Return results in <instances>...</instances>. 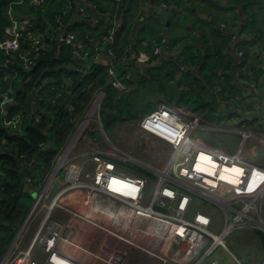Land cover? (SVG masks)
<instances>
[{"label": "built area", "instance_id": "2783aa9c", "mask_svg": "<svg viewBox=\"0 0 264 264\" xmlns=\"http://www.w3.org/2000/svg\"><path fill=\"white\" fill-rule=\"evenodd\" d=\"M45 1L17 0L9 5L6 12L8 25L4 28L0 38V129L13 136H22L26 131L27 123L39 122L41 112L51 116L52 108L56 105H60L69 114L74 112L72 104L68 102L72 85L70 79H64L63 84L47 87L39 85L35 90L37 96L27 97L21 105L19 104L20 96L17 93L23 91L24 85L29 79L21 78L19 72L31 71L37 59L49 52L55 43L69 49L78 73H85L91 66L102 64L106 66L108 82L117 94H126L130 90L129 72L122 74L118 71L119 65L125 58L119 59L114 54V30L111 29L97 37L82 39L70 31L66 23V17L71 16V13L77 21L88 19L89 16L90 22L92 21L94 25L100 22V18L103 16L108 20L110 13H101L92 0H66L64 10L54 17L52 25L46 26L41 33H36L31 19L17 17L14 8H41ZM110 1L115 6L122 2V0ZM88 5L90 12H87ZM161 6L163 10L166 8L164 5ZM151 44L149 51L133 50L132 53L131 50L128 51V55L132 54L130 57L134 65L142 70L150 69L156 64L159 65L163 58L165 46L163 47L157 41ZM180 70H184L183 66L180 67ZM260 70L264 77V62L260 65ZM260 79L262 80L260 81L261 86L264 78ZM250 89L256 91L255 85L250 84ZM47 90L51 95L44 93ZM104 97L103 91L96 92L88 108L74 119V133L67 143L68 146L66 145L67 147L65 146L58 154L53 170L55 177L58 176L57 178L61 179L58 175L59 172L63 175V188L50 206L45 209L38 231L35 233V237H32L33 245L24 253L6 255L3 261L0 260V264H59L56 260L61 261L62 264H74L52 249L57 239L67 240L68 237V225L54 221L52 214L54 208L61 209L62 205L66 208L63 201L68 195L62 202L60 200L69 190L66 188L67 183H70L73 188H78L76 191H82L85 194L91 191L93 196L98 195L106 202L103 206L102 203L96 204L93 209L94 203L88 200L86 194L83 198L82 214L78 220L105 230V233L111 235L116 232L114 227L119 226L121 229L127 230L131 234V239H127L129 242H122L127 245L139 244L141 246L139 249L157 259V264H218L217 261L208 262L214 254L216 246L220 245L225 248L223 241L227 236L237 230H242L245 226H253L254 220L249 216V213L259 211L260 203L264 197V168L255 160L257 147L251 148L247 145V141L255 139L254 130L248 129L239 132L242 141L234 152L209 148L205 142L193 136L195 131L204 127L198 124L197 119L192 120L194 115L191 110H181L178 106L165 102L160 103L150 113L137 120V126L142 134L157 139L171 150L164 165L156 171L157 176L148 168L137 166L141 170L150 172L155 177L154 179L157 178L153 198L148 207H143L139 199L146 186L145 176L140 177L136 170L118 172L108 158L103 160L99 157V155L105 154L110 157H119L133 164L132 158L128 155L115 148L116 153L104 151L96 152V155L92 154L90 161L95 164L93 185L87 181L82 183L85 181L82 177L84 169L80 163L78 164V161L71 162L70 154L77 143L75 139L78 136L82 138L86 132H99L100 139L109 144L100 116ZM246 98L249 99L248 92ZM236 99L238 100V98ZM25 103L28 104V114H25L23 107ZM258 107L260 105L240 112L246 118L256 119L255 124H258L260 119L264 118L262 117L264 109L257 112ZM190 113L193 116L191 120L187 121L186 116ZM200 154L208 156L211 162L216 165L215 176L201 174L196 170V162ZM223 168H236L239 173L233 177L238 181L232 185L219 179L218 171ZM194 174L200 175L201 178L215 180L217 185L213 187L198 181ZM113 179L118 180V183H121L125 189L135 187L139 194L137 200L112 191L110 185ZM37 183L35 184L29 178L25 179L28 189L36 193L30 215L36 210H42V201L46 198V182H40L38 185ZM167 192L170 195H167ZM192 193L194 194L192 195ZM192 197H199L201 203L206 204V208L214 205L225 212V226L220 235L215 236L210 232L211 219L203 211H198L193 215L191 221H187L185 216L191 207ZM245 201L247 202L245 203ZM239 204L241 206L238 207ZM86 205L89 207L88 210L84 208ZM65 211L71 218L77 216V212L67 208ZM96 214L98 215L95 216ZM117 219L119 220L117 221ZM25 232L26 228L18 234L16 240L25 237ZM43 232L45 236L42 235ZM64 236L66 239H63ZM205 237L214 239L212 245L207 249H205L207 245ZM217 238L221 242H217ZM35 246H40L42 253L46 255L44 262L32 258L31 250ZM116 255L117 260H115V256H110L102 261L106 264H119L124 254L117 252ZM229 255L234 259V264H242L234 255L230 253ZM258 264H264V256Z\"/></svg>", "mask_w": 264, "mask_h": 264}, {"label": "trees", "instance_id": "16d2710c", "mask_svg": "<svg viewBox=\"0 0 264 264\" xmlns=\"http://www.w3.org/2000/svg\"><path fill=\"white\" fill-rule=\"evenodd\" d=\"M16 1L0 0V38L4 28L8 25L7 9ZM92 1L101 13L115 14L116 20L118 19V27L115 31L116 45L113 49L116 56H120L125 48L128 55V48L132 44L134 45L132 50L135 48L142 50L146 48L142 46L145 41L146 43L150 42L148 44L157 41L163 47L166 45L163 55L166 54L167 57L161 59L158 68L152 67L144 75L135 73L132 71L131 65L123 61L124 66L120 65L118 71L122 74L129 72V78L133 79L128 82L129 92L121 95L117 94L110 85L107 86L106 67L94 66L86 74H77L75 70L71 69L72 61L69 49L58 43H55L49 52L37 59L31 71L19 72L21 78H29L23 91L17 93L20 96V105L27 97L37 96L35 90L43 81L51 78L56 80L68 78L72 83L68 102L72 104L74 112L69 114L60 105H56L52 108L51 116L47 114L42 116L37 123H27L26 131L22 136H13L0 129V259L5 255L10 242L14 240L18 229H20L18 226L23 224L24 216L28 212L26 204L22 205L23 207L18 204L19 200L25 202V199L31 198L28 190H24L25 179L30 178L35 184L43 181V177L52 167L56 154L65 148L73 134L74 123L72 122H74V118L88 108L98 90L102 89L105 93L102 105L105 108L103 110L101 107V117L104 130H108L115 125L137 121L150 113L156 108L154 100L159 96L165 97L163 102L167 104L189 106L194 112L205 114V118L209 122L220 124L227 116L223 118L224 108L221 107L222 110L217 104H214V97L210 95L208 87L216 88V92L223 93V95L233 92L235 97L239 98L243 95L245 86L233 78H248L247 73L250 74V78H257L258 83L259 76L257 77L256 65L249 61V48L256 44V41L263 35V31L259 25L253 22V15L249 16L246 11L244 15L247 23L243 26L242 31L250 35L251 40L238 45L242 56L239 61H234L230 56L223 55L231 44V35H228L229 37L220 36L218 39L213 38L211 41L205 34L201 35L199 43L202 51H200L198 48L194 49L190 43H177L178 40L172 39L166 33L165 24L161 25L155 18L154 20L148 17L142 22L138 17L133 24L136 0H122L118 6L111 8L106 6V0L103 2ZM107 1L110 2V0ZM177 1L159 0L157 3L178 11L181 2ZM65 4L66 0H46L41 8L15 7L14 9L17 17H29L33 26L43 30L46 26L52 25L54 17ZM187 5L189 4L187 3ZM191 7L189 6V9ZM184 9L186 12L189 11L188 6ZM243 9H245V5ZM103 22L104 19L101 17L100 24ZM84 23L81 33L83 36L91 30L89 24ZM160 30H164L165 34L160 35ZM199 31L203 32L200 28ZM214 33H216V37L217 34L220 35L216 29ZM130 36H132L131 39H129ZM164 52L166 53L164 54ZM174 52H176L175 58ZM125 57H129V55ZM189 63L193 64V70H188ZM181 66L185 67L184 71L180 70ZM176 83L179 87L187 86V89L178 92L173 87ZM49 84L51 83L47 85ZM196 85L197 88H195ZM106 96L111 102L109 107H106ZM228 115H232L227 117L228 120L232 118L235 122L241 118L243 123L249 124L248 126L254 125L257 121L254 118L244 117L239 111L230 112ZM138 173L149 179H154L152 174L146 170L138 169ZM254 233L264 245V234L260 231H254ZM26 236L27 240L31 238V235L25 234Z\"/></svg>", "mask_w": 264, "mask_h": 264}, {"label": "rangeland", "instance_id": "374dc122", "mask_svg": "<svg viewBox=\"0 0 264 264\" xmlns=\"http://www.w3.org/2000/svg\"><path fill=\"white\" fill-rule=\"evenodd\" d=\"M153 1H156V4H155L156 8H154V10L151 12L150 17H151V19H154V18L156 19L158 16H160V17L162 16L163 10L157 8L158 7L157 2L159 0H153ZM181 1H180L181 5L179 6L180 12L178 14L180 16H179V18L177 17L178 19H176V21H178L179 25L182 27V30H188V32H190L194 35L195 31H199L201 24H203L205 26L206 31L214 32L215 27L213 26V24L210 21H209L210 23L205 22V21H199L192 14V9L191 8L189 9V6L187 5V3L188 4L190 3V5H192L193 3L196 2L195 0H181ZM204 1L205 2H202V3H204V5H206V8H208L211 11H209L208 9H204L203 7H198V9L207 11L208 13H210L211 16H212V13L213 14L217 13V12H219V10H223L222 13L219 14V15H222L224 13V10L227 11L229 9V7H231L230 4L228 3V0H226V1L225 0H204ZM145 2H147V0H136L134 17H139V9L142 5L145 4ZM208 3L213 4L214 6L209 5ZM147 5H149V0L147 2ZM158 5H160V4H158ZM243 5H245V8H246L245 11L247 12V14L249 16H252V15H253V17L257 16V19H259V16L264 14V1L263 0H245ZM186 6H188V10H189L187 12L184 9ZM214 16H215L214 19H218V21H221V19H219V16H216V15H214ZM143 18L145 20L147 17L143 16ZM227 19H225V20H227ZM188 20H190L191 23ZM187 22L189 23V27H186ZM258 22L261 23L260 20H258ZM134 23H135V21L133 22V24ZM259 26H260V28H262V30L264 32V26L263 25H259ZM183 38H184V40H178L177 43L182 44L184 42H188L185 37H183ZM208 38L211 41L213 38L216 39V36H215V34H213V36H209ZM184 47H187V46L184 45ZM173 56H174V58L176 57V52L173 53ZM262 61L264 62V58H262L261 62ZM189 65L190 66H189L188 70H193V68H194L193 64L189 63ZM153 67L158 68V64L154 65ZM183 68L185 70L184 66H183ZM173 87H175V89L178 90V92H181L184 89H187V86L181 85L179 87L177 85V83ZM195 88H197V85L195 86ZM98 91H103V90L100 89ZM208 91H209L210 95H212L214 97V99H213L214 104H217L220 108L221 107L224 108L225 111L221 108L224 112L223 114L225 115V116L223 115V118H225L226 116L227 117L232 116V115H228V114H230V112L236 113L237 111L240 112L241 110L246 111L247 109L253 108V106H256V107L259 106V102L252 104L251 100L246 98V93H247L246 90L243 92V94H245V95H242L239 98L237 97L238 100L236 99V97H235L236 95L233 92H231L230 94L224 93V95H223V93H219V92L217 93L216 88L211 89L210 87H208ZM164 100H165V97L159 96L156 100H154V102L156 103L155 107L158 106L160 103H163ZM207 102H209V100H207ZM110 103L111 102L109 101L108 96H106V107H109L111 105ZM171 105L177 106L174 103H172ZM104 108L105 107H102L103 110H104ZM178 108H180L181 110H183V109L191 110L189 108V106L188 107L178 106ZM263 109H264L263 107H258L257 112H261ZM191 113L194 116L191 115ZM191 113L186 116V120L187 121L191 120V118L193 116L192 120L197 119L198 124L204 127L201 130L195 131L193 133L194 137L201 139L203 142H205L207 144V146L209 148L220 149V150L227 151V152H234L237 149L239 143H241V141H242V137H241L239 132L240 131H246L245 125H244L245 123L242 122V119L240 117H239L240 119H237L236 122H233V123L229 122V121H234L232 118H229V120H228V118L226 117L223 122L222 121L220 122V124H214V123L209 122L205 118V114H202L200 112H194L193 110H191ZM100 116H101V113H100ZM101 121H102V117H101ZM72 123H74V122H72ZM102 124H103V121H102ZM248 129L253 130L251 128H248ZM73 133H74V131H73ZM104 133H106V137L108 139L109 144L106 143L105 140L100 139L101 136L99 135V132H94V131L86 132L85 134L82 135V138H80L78 136L79 134H76L78 136L75 139L77 141V143L71 151L70 158H71V162L78 161V164L80 163V166L84 169L82 177H83V179H85V181H83L82 183H85L87 181V182H90L91 185H93V179L95 176V171H94L95 164L92 163L90 160H92V154L96 155V152L106 151V153L107 152H115L116 153V151L114 150V148H115V149H117V151L128 155L130 158H132L133 164L128 162V161H124L123 159H121L119 157H110V156L105 155V154L99 155V157H101L103 160H106L105 158H108L110 160V162H112L115 165L118 172L119 171L120 172H127L128 170H130V171L136 170L137 174L140 177L142 175L138 173V169H140V168H138L137 166L142 167V168H148L153 173H156V176H157L156 171L159 170L164 165L166 158L169 157V155L171 153L170 148L167 147L166 145H164L162 142L158 141L157 139H153V138H150V137L142 134V132L139 130V128L137 126V121L115 125L112 128L105 130ZM100 134H102V133H100ZM250 147H252V145ZM62 150H60L58 152V154ZM58 154H56L54 161H53V164H52V167H51L50 171L46 174L47 176L45 175L43 177V181H42L43 183L45 180L52 181L53 179L55 180V178H56V180H60L61 183L63 182V178H62L63 175L60 172L58 173V175H60L59 177L61 179L57 178L58 176L55 177L53 174V170H54L55 165H56V158H57ZM263 158H264V154L260 151H257L255 160H262ZM85 161H87V163H84ZM142 165H144V166H142ZM142 177H144V176H142ZM153 178H155V177H153ZM144 179H146L147 182H146V186H145L144 191L140 195L139 200H140L141 206L148 207L152 198H153L154 192H155L157 178L156 179H149L148 177L145 176ZM49 181H47L45 187H49L51 185L49 183ZM163 182H164V180L162 181V183ZM79 184H81V183H79ZM25 185L26 184H24V187H25ZM33 186L35 187V185H33ZM66 188H69V190H68V192H66L61 197V200H60L61 202L63 201L64 198L67 197V195L69 196V195L77 192L76 190L78 189V188H73L70 183L66 184ZM79 192H82V191H79ZM82 193L84 195V198L87 194L88 200L90 202L94 203L93 209H94V206H96V204L102 203V206H103L106 203L103 199H101L100 196H98V195L93 196V193L91 191L86 192V194L84 192H82ZM193 194L194 193H192V195ZM199 199H200L199 197H192V199L190 201L191 207H190L189 211H187L186 216H185L187 221H191L193 218V215L195 213H197L198 211H203L206 214L208 213L206 210V204L201 203V201ZM71 202H75L73 197H71ZM175 203H176V200H175ZM18 204L21 206L26 204V206L28 208V212H29V213L27 212L26 216H24L25 220L23 221V224H20L21 226L20 225L18 226V228L20 227V229H18L19 233L22 232L26 228L25 234L31 235V239H32L33 231L35 234L38 231V228L42 222L41 214L39 213V211L36 210L30 215V212H31L33 204H34L33 197H31L30 199H25V202H24V200H19ZM171 205H174V203H171ZM42 207H44V206H42ZM66 208L70 211L76 212L68 206H66ZM66 208L62 205L61 209L54 208L52 211V214H54V215H55V212L58 210H60L59 211L60 213L64 214L62 221L59 222L60 224H66L67 223L68 217L65 213H63V211L66 212L65 211ZM84 208L86 210L89 209V207L87 205L84 206ZM212 211L217 212V210L214 208L212 209ZM29 215H30V217H29ZM36 215H38V216L36 217ZM56 216H59V215H56ZM59 217H54V221H60L61 219ZM27 220H28V225H27ZM215 220L216 221H215V223H213V227L211 225L209 227V229H210V232L212 234L220 235L222 232V229H223V227L221 226L222 216L219 213H216ZM83 223L86 224L85 222H83ZM88 226L93 228V229H96L100 232L105 233V230H101L98 227L96 228V227H92L90 225H88ZM114 229L116 230V232L113 235H111L109 233H105V234H108L107 236L113 238V240H119V242H121V243H122V241L129 242V240H127V239H131V234L127 230H123L119 226L114 227ZM261 229L264 230L263 227H261ZM35 235H34V237H35ZM42 235L45 236L44 232ZM66 236H64L63 239H66ZM229 236H227L225 238V240L223 241V244H225L224 245L225 248H222V246L217 245L216 249L214 250V257L217 260H219L222 264H234V262L231 259L228 252L235 254V256L238 258V255L236 254V246L231 243L232 240H228ZM27 238L28 237L26 236V237H23L21 240H12L10 242L9 246L7 247L6 251H5V255L9 256L12 254L15 255L16 253L26 252L31 247V245H33V239L27 240ZM205 240L207 241V245H206L205 249H207L208 247H210L212 245L214 239L209 238V237H205ZM65 241L68 242L70 240H58L57 239L55 244H53L52 249L58 255L62 254L59 246H60V244L64 243ZM129 245H130V249H133L134 251H136V252L142 254L143 256H146L147 258L151 259L150 260L151 264H153V263L157 264V259L153 258L152 256L150 257L147 253L142 252V250L139 249V247H141L139 244H135V243L133 244L132 243ZM124 253L125 254L123 256V259L119 264H131L132 259H131L130 253L128 251H126ZM251 253H252V258L254 257L255 262H256L259 255L262 252H260L258 249H256L255 253H253V252H251ZM109 254L110 255L108 257L115 256V260H117L116 250L112 253L110 252ZM31 255L33 258V248L31 250ZM39 259H40V261L44 262L46 260V255L43 254L42 257ZM247 259H248V254L245 253L241 258V262L246 263Z\"/></svg>", "mask_w": 264, "mask_h": 264}, {"label": "crops", "instance_id": "0c3cea01", "mask_svg": "<svg viewBox=\"0 0 264 264\" xmlns=\"http://www.w3.org/2000/svg\"><path fill=\"white\" fill-rule=\"evenodd\" d=\"M100 1L103 2V0H100ZM180 1H179V3H180ZM201 1L202 0H197L195 2V3H197V6L195 8L194 7L192 8L190 3H189L188 6H190L191 9L193 10L192 14L199 21H205V22L210 23L209 21L211 19H213V20H215V22L217 24L221 25L224 30H222V29L217 30L215 28L220 33V35L217 34L216 39H218V37H220V36L221 37H229L231 35L230 36V43L231 44L229 45V48L227 49V51L225 53H223V55H227L228 57L230 56L231 58H233L234 61H239V58L242 56V53L240 52V50H239L240 47H238V45L243 43L244 41H250L251 40V36L247 35L245 32L242 31L243 26L247 23L245 15H244L246 8L243 9V6H244L243 3L245 0H228V3L230 4L231 7H229V9L227 11H224V13L222 15H219V13H214V14L212 13V16L207 11L198 9V7H203L204 9H208V8H206V5H204L203 3H200ZM147 2H148V0H147ZM147 2H145V4L142 5L139 9V17L141 18L142 22L144 21L143 16H146L147 18L150 17L151 12L154 10V8H156V5H155L156 1L149 0V2H150L149 5H147ZM105 3H106V6H108L109 8H111L112 6H115L111 1L108 2L106 0ZM161 5L162 4L158 5V3H157V6H158L157 8L163 10ZM64 8H65V5H64L62 10H64ZM89 8H90V6L88 5L87 6V12H90ZM209 11H211V10H209ZM179 12H180L179 7H178V11H174L172 8L166 7L163 10L162 16L161 17L158 16L156 19L160 22L161 25L165 24L164 29L167 30L166 33H168V36H170L172 39L183 40L184 39L183 37H185L187 39V41L190 43V45H193L194 49L198 48L200 51H202V47H200V43H199L201 35L205 34L207 37H209V36H213V34H215V36H216V33L212 32V31H206L205 26L203 24H201V26H200V29L203 32L195 31L194 35L192 33L188 32V30H182V27L179 25L178 21H176V19H178L180 16V15H178ZM197 14L206 15L207 19H203V18H201L202 16H199ZM109 15H110V17H108V20H107V18H105L103 16L104 22L102 24H100V22H98L96 25H94L92 21L90 22L89 16H88V19L77 21L75 19V17L72 16V13H71V16L66 17V23L68 25L69 30L74 32L79 38H82V39H84L85 37H97L100 34H105L106 32L110 31L111 29L114 30V37H115L116 27H118V19L116 20L117 17H115L116 16L115 14H113V15L109 14ZM214 15L219 16V19H221V21H218V19H214V17H215ZM135 18L137 19L138 17H135ZM135 18H134V21L136 20ZM225 19H227V20H225ZM253 19H254L253 22L256 23L257 25H263L264 26V14L259 16V19H257V16L253 17ZM258 20H260L261 23H259ZM188 21L190 22V20H188ZM84 22H87L89 24V27L91 30L83 36V35H81V33H82V30L84 29V26H83V24H85ZM166 24H168V25L166 26ZM186 27H189L188 22L186 24ZM33 29L36 33H41L44 30V29L43 30L37 29L35 26H33ZM160 31H161L160 35L165 34L164 30H160ZM262 34L263 35L260 36L258 41H256V44L252 45L251 48H249V52H250L249 61H251L252 63H254L256 65L257 77L259 76L258 83L256 81L257 78H250V74H247V73H246V75L248 78H238V79L233 78V80L236 79V81L238 83H240L242 86L243 85L245 86L244 89L246 90V92L249 93V100H251L252 104L259 102L260 107L264 108V98H263L264 97V82L260 86V81H262L260 78H264L263 72H261V70H260V65L263 63V61L261 62V60H262V58H264V32ZM131 37L132 36H130L129 39H131ZM164 38L166 40V37H164ZM134 40L136 43L135 37H134ZM188 42H184V43L188 44ZM148 43H150V42L146 43V41H145L142 44L143 47H146V48L142 49V51H149L150 50L149 46L152 44H148ZM115 45H116V39H115ZM132 46H134V45L132 44ZM132 46H129L130 48H128V51L131 50V53L133 52V50H141L138 47H137L138 49L135 48L132 50V48H134ZM131 53H130L129 57L126 58L125 56H128V55H127V51L125 48L123 50L122 54L120 56L117 55L118 57L117 56L116 57L119 59L125 58V60H124L125 63H127L128 65H131L132 71H134L135 73L138 72L142 75L146 74V72L149 69L142 70L139 67L135 66L133 63V60L131 58L132 57ZM165 53L166 52H164V54ZM239 53H241V56H239ZM69 55H70V52H69ZM162 57L166 58L167 55L165 54V56L163 55ZM70 58H71V56H70ZM71 61H72V68L71 69L75 70V72L77 74H82V75L86 74L94 66H104L102 64L93 65L85 73H78L76 71L75 62L72 60V58H71ZM121 66H123V64H121ZM104 67H106V66H104ZM106 75L108 77L107 71H106ZM129 76H130V74H129ZM64 79L68 80V78H58L57 80L55 78H51L50 80L43 81V83L41 85L47 87L50 85L63 84ZM132 79L133 78H130V80H132ZM48 83H51V84L47 85ZM250 84L255 85L256 91H253L250 89ZM44 93H48L51 95L49 90L45 91ZM243 95H245V94H243ZM42 116H45V113H44V115L41 114V117ZM262 117H264V115H262ZM229 122L233 123V121H229ZM244 125H245L246 130H248V128H251L254 130V133H255V139L247 141V145L249 147L251 145L254 146L251 148L257 147L256 153H257V151H260L264 154V118H261L258 124H254L251 126H248L247 124H244ZM257 163H259V165L264 168V158L262 160H257ZM47 181L48 180H45L44 182L47 183ZM49 183L51 185L49 187H47V192L45 194L46 198L42 201V205L44 207L42 208V210L39 211V213L41 214V218L45 214V209L50 206L51 202L54 200V198L59 194L60 190L63 188V185L60 182V180H56V178H55V180L53 179ZM35 197H36V193L33 192V202L35 200ZM71 197L74 198L75 202H71ZM83 198H84L83 193L77 191V192L69 195L65 200L70 201V203L68 204L69 205L68 207H70L72 210L78 212V211L82 210ZM246 202L247 201H245V203ZM237 206L239 207L241 205L239 204ZM213 208L216 209L217 212L212 211ZM206 210L208 212L207 216L211 219L212 227H213V223H215V221H216L215 215H216V213H219L222 216L221 226L224 228V226H225V212L223 210H220L217 206H214V205L208 206V208H206ZM59 211L60 210L56 211L55 215L53 214V217H59L60 216L59 218L61 219L60 220V222H61L62 218L64 217V214L60 213ZM63 213H65L68 217V220L66 223L68 225L67 240H70V241H68L67 243L60 244L59 247H60V250H61L63 256H65V258H67L70 262H72L74 264H106L104 261H102V259H107V257L110 255L109 253L110 252L112 253L116 250V253L120 252L122 254H125L124 252L128 251L130 253L131 259H132L131 264H151V261H150L151 259L147 258L146 256H143L142 254L134 251L133 249H130L129 245H127L123 242L121 243V242H119V240H113V238L107 236L108 234H105L103 232H100L96 229L89 227L88 225H86L83 222H81L80 220H78L79 216H74L73 218H71L68 213H66L64 211H63ZM56 215H59V216H56ZM37 216L38 215H36V217ZM249 216L254 220L253 226H250V227L245 226L242 230H237L234 233H232L228 238V240H232L231 243L236 246V254L238 255V258L235 256V254H233L231 252H228V253L234 255L236 257V259L239 260L240 262H241L242 256L245 253H247L248 254L247 262L246 263L241 262V263L242 264H258L260 259L262 258V256H264V245L260 242L259 238L255 235L254 231H260L264 234V230L261 229V227L264 228V197L260 203L259 211L255 212V213L250 212ZM34 235L35 234L33 231L32 236H34ZM215 236H218V235H215ZM28 240H31V238H29ZM256 249H258L260 252H262L261 253L262 255L260 254L261 256L259 255L257 261L255 262V258L254 257L252 258L251 252L255 253ZM42 255H43V253L41 251L40 246L33 247V258L34 259L40 260L39 258H41ZM231 259H232V257H231ZM232 260L234 262V259H232ZM211 261H217L218 264H222L219 260H217L214 257V254L208 260V262H211ZM56 262H58L59 264H62V262L59 260H56ZM153 264H155V263H153Z\"/></svg>", "mask_w": 264, "mask_h": 264}, {"label": "bare ground", "instance_id": "6f19581e", "mask_svg": "<svg viewBox=\"0 0 264 264\" xmlns=\"http://www.w3.org/2000/svg\"><path fill=\"white\" fill-rule=\"evenodd\" d=\"M215 167H216V165L213 162H211V160L208 156L200 154V156L198 157V160L196 162V170L198 172H200L201 174H210L211 177H213V176H215V171H216ZM218 173H219L217 175L218 178L228 182L229 184L236 183L238 181V179H235L233 177L239 173V171L236 168H230V169L223 168V169H220L218 171ZM194 177L196 180L202 181L205 184H210L213 187H215L217 185L215 180L207 179L206 177L201 178L200 175H198V174H194ZM110 189L112 191L117 192V193L123 194L132 200H137V198L139 196L135 187L130 188V189H125L123 187V185L121 183H118V180H116V179H113L111 181ZM166 194L170 195L168 192ZM63 203L65 206H69L68 204L70 203V201L64 200ZM81 214H82V210L78 211L76 215L80 216ZM97 215L98 214H96L95 216H97ZM90 216H91V214H90ZM118 220L119 219H117V221ZM216 241L221 242V240H219L218 238L216 239Z\"/></svg>", "mask_w": 264, "mask_h": 264}, {"label": "water", "instance_id": "95a60500", "mask_svg": "<svg viewBox=\"0 0 264 264\" xmlns=\"http://www.w3.org/2000/svg\"><path fill=\"white\" fill-rule=\"evenodd\" d=\"M197 15L202 16L201 18H203V19H207V16H206V15H202V14H197ZM210 22L215 26V28H216L217 30H221V29L224 30V29L222 28L221 25H219V24H217V23L215 22V20L211 19ZM167 25H168V24H166V26H167ZM109 85H110V82L107 83V86H109ZM23 107H24V110H25V114H28V112H29L28 104L25 103V104L23 105ZM41 114L44 115V112H41ZM24 190H28V194H29L30 196L33 197V192H32L30 189H28V186H27V185H25ZM18 234H19V231H18L17 234L15 235L14 240L17 239ZM5 257H6V255H4L3 258H2L1 260L3 261Z\"/></svg>", "mask_w": 264, "mask_h": 264}, {"label": "flooded vegetation", "instance_id": "af4514ba", "mask_svg": "<svg viewBox=\"0 0 264 264\" xmlns=\"http://www.w3.org/2000/svg\"><path fill=\"white\" fill-rule=\"evenodd\" d=\"M195 1H197V0H195ZM202 2H205V1L202 0L200 3H202ZM198 3H199V2H198ZM203 4H204V3H203ZM208 4H209V3H208ZM208 4H207V5H208ZM209 5H210V4H209ZM193 6H194V8H195V7L197 6V4H196V3H193L192 7H193ZM213 6H214V5H213ZM222 11H223V10H219V12H217V13L220 14V13H222ZM224 11H225V10H224ZM192 12H193V10H192Z\"/></svg>", "mask_w": 264, "mask_h": 264}]
</instances>
